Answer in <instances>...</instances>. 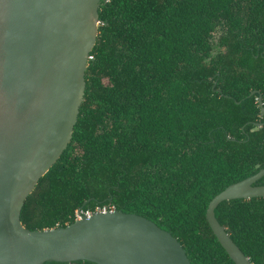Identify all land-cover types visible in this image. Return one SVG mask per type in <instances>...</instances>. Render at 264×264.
<instances>
[{
	"label": "trees",
	"instance_id": "1",
	"mask_svg": "<svg viewBox=\"0 0 264 264\" xmlns=\"http://www.w3.org/2000/svg\"><path fill=\"white\" fill-rule=\"evenodd\" d=\"M97 16L72 137L21 223L54 228L76 209L114 206L169 231L191 264H235L206 209L264 167V0H100ZM214 214L264 264V196L223 200Z\"/></svg>",
	"mask_w": 264,
	"mask_h": 264
},
{
	"label": "water",
	"instance_id": "2",
	"mask_svg": "<svg viewBox=\"0 0 264 264\" xmlns=\"http://www.w3.org/2000/svg\"><path fill=\"white\" fill-rule=\"evenodd\" d=\"M99 5L100 0H0V264H191L176 237L136 213L93 212L34 230L21 223L26 197L72 137ZM257 101L264 115L261 95ZM263 175L264 167L229 184L206 209L213 234L235 264L253 263L214 209L223 200L264 196V184L254 185Z\"/></svg>",
	"mask_w": 264,
	"mask_h": 264
},
{
	"label": "built area",
	"instance_id": "3",
	"mask_svg": "<svg viewBox=\"0 0 264 264\" xmlns=\"http://www.w3.org/2000/svg\"><path fill=\"white\" fill-rule=\"evenodd\" d=\"M88 58H92V55H88ZM88 58H87V60H88ZM112 210H115L114 206H109V207L97 206L94 211H90V210L82 211L81 209H76L75 210V219L81 218L82 215L88 216L93 212H107V211H112Z\"/></svg>",
	"mask_w": 264,
	"mask_h": 264
}]
</instances>
